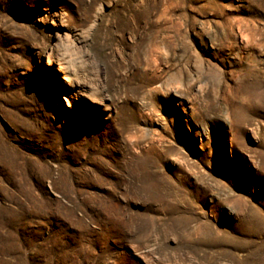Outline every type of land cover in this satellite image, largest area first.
<instances>
[{
    "label": "rangeland",
    "instance_id": "1",
    "mask_svg": "<svg viewBox=\"0 0 264 264\" xmlns=\"http://www.w3.org/2000/svg\"><path fill=\"white\" fill-rule=\"evenodd\" d=\"M0 264H264V0H0Z\"/></svg>",
    "mask_w": 264,
    "mask_h": 264
},
{
    "label": "bare ground",
    "instance_id": "2",
    "mask_svg": "<svg viewBox=\"0 0 264 264\" xmlns=\"http://www.w3.org/2000/svg\"><path fill=\"white\" fill-rule=\"evenodd\" d=\"M144 11H145V9H144ZM106 62H108V61L106 60ZM64 63H66V64H64ZM52 64H53V62H52ZM50 66H51V64H50ZM55 71L60 72L63 75V80L71 88V90L73 91V94L75 96L81 97V98L82 97L86 98L87 100H89V102L94 103V101L91 98L83 95V93H82V88L84 87V84L81 83V81H80V73L82 71L80 70L78 63L74 59H70L69 62H63L62 65L60 64V66H57V68H55ZM179 76H181V73ZM113 78H114V74H111V79H113ZM175 80H178V79L175 78Z\"/></svg>",
    "mask_w": 264,
    "mask_h": 264
}]
</instances>
